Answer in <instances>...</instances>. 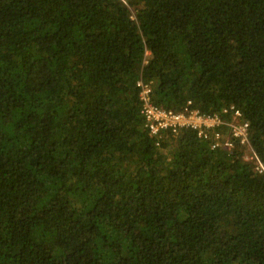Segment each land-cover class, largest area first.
<instances>
[{
    "label": "trees",
    "instance_id": "1",
    "mask_svg": "<svg viewBox=\"0 0 264 264\" xmlns=\"http://www.w3.org/2000/svg\"><path fill=\"white\" fill-rule=\"evenodd\" d=\"M140 79L248 142L151 137ZM256 158L264 0H0V264H264Z\"/></svg>",
    "mask_w": 264,
    "mask_h": 264
},
{
    "label": "built area",
    "instance_id": "2",
    "mask_svg": "<svg viewBox=\"0 0 264 264\" xmlns=\"http://www.w3.org/2000/svg\"><path fill=\"white\" fill-rule=\"evenodd\" d=\"M136 84L140 89V99L142 101L141 113L151 137H160L165 132L176 135L183 128H192L197 130L199 135L204 136V138H208L210 134L208 131L213 132L215 138L211 144L212 148L218 146L231 148L234 146L233 140H238L240 144L248 142L249 123L243 119L239 109L231 106L229 109L223 110L225 113H231L232 118L229 122H225L220 115L204 114L188 106L183 111L164 109L152 102L153 90L150 83L140 79ZM225 123L230 128L231 138H225V140L221 141L219 133H214V131L216 127ZM256 159L258 161L256 169L264 172L263 165L258 158Z\"/></svg>",
    "mask_w": 264,
    "mask_h": 264
}]
</instances>
